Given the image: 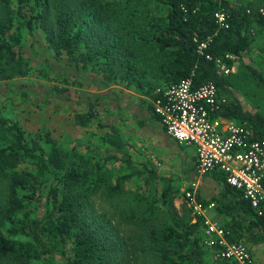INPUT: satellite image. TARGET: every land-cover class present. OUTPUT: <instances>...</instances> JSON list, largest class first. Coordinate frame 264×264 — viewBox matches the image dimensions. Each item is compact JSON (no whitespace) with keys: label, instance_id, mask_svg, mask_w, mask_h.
<instances>
[{"label":"trees","instance_id":"trees-1","mask_svg":"<svg viewBox=\"0 0 264 264\" xmlns=\"http://www.w3.org/2000/svg\"><path fill=\"white\" fill-rule=\"evenodd\" d=\"M147 2L162 8L164 15L159 18L145 10ZM216 12H222L224 25L217 23ZM252 26L264 29V0L245 4L236 0H0V81L33 70L24 50L25 40L31 37V42L42 45L45 62L47 56L62 58L65 65L80 71L93 61L102 85L119 81L147 96L148 117L163 131L151 104L157 93L139 58L148 54L156 58L151 77L165 85L184 78L193 86L213 82L219 95L225 92L226 103L211 115L246 126L250 138L258 139L264 132V116L242 108L215 63L218 59L230 66L228 55L241 57L248 49L247 32ZM246 69L258 86H264L261 72L251 66ZM38 71L46 75L44 68ZM61 81L75 84L74 78ZM51 89L60 94L66 88ZM93 96L99 101L100 95ZM94 104L88 100L83 111L74 112V123L87 126L97 119ZM95 125L104 129L101 138L110 150L92 159L76 150L63 151L47 132L25 136L17 121L0 117V264H30L48 255H57L61 264H203L201 217L192 221L185 202L173 206L172 187L148 163L129 170L133 167L126 150L129 145L114 124L97 120ZM108 161L118 162L126 171L109 181L102 170ZM19 163L34 165L35 173L17 168ZM45 174L55 181L48 187L40 216L18 218L27 203L40 201L36 184ZM134 177H141V190L132 191L122 208L111 213L94 209V198L114 199ZM163 179L166 183L157 189V181ZM212 179L219 186L214 207L221 215L226 240L263 242L264 212L257 214L242 191L225 183L220 173H212Z\"/></svg>","mask_w":264,"mask_h":264},{"label":"rangeland","instance_id":"rangeland-1","mask_svg":"<svg viewBox=\"0 0 264 264\" xmlns=\"http://www.w3.org/2000/svg\"><path fill=\"white\" fill-rule=\"evenodd\" d=\"M245 4L247 1L236 0ZM144 9L154 16L162 17L164 10L147 2ZM250 43L248 49L241 57L231 56L232 63L227 66L220 60L216 63L217 69L229 81V90L232 97L238 99L244 110L256 111L264 116V86H258L246 67L251 66L264 75V29L257 26L249 27L247 32ZM31 37L25 40V55L29 56L33 70L24 76H14L0 81V117L15 120L24 131L25 136H33L47 132L63 150H76L96 159L109 153V148L102 140L103 130L95 125L99 120L105 124H114L123 141L129 146L126 148L132 160L131 169H140L142 163L152 166L160 178L167 179L172 187V204L178 208L182 202L188 206L181 194L193 175V148L184 143H176L169 138L158 125L148 117L146 102H150L147 96L124 86L119 81L102 85L96 66L90 61L85 69L75 70L72 66L65 65L62 58H50L47 62L42 55L40 43L31 42ZM148 54L139 57L142 59L148 78L155 88L165 86V82L158 77H151V68L156 63V58ZM44 68L46 75L38 70ZM74 78L75 84H65L61 79ZM65 87L60 94H54L52 86ZM220 92V91H219ZM94 94L100 95L99 101ZM221 95L225 92H220ZM226 95V94H225ZM88 100H92L98 110V118L87 126H78L73 121V113L83 111ZM40 142L43 143L41 137ZM17 168H23L35 173L34 165L19 163ZM109 181L117 173L125 172L116 161H108L103 167ZM206 177V178H205ZM199 183V198H214L219 186L207 176ZM39 183L36 190L40 201L27 203L17 217L22 218L40 216L44 208V199L50 183H54L55 177L45 174L38 177ZM141 177H134L124 183V192L114 199L108 200L104 196L94 198L93 207L99 212L111 213L113 209L122 208L124 200L130 197L132 191L140 189ZM3 178V183L5 182ZM166 180H158L157 189H160ZM201 190V191H200ZM27 190H24L26 192ZM145 191V190H144ZM202 201V200H201ZM117 203V204H115ZM189 207V206H188ZM190 208V207H189ZM192 221L198 216L192 213ZM216 221L221 224V219ZM200 241L202 244V221L200 227ZM203 246V245H202ZM204 248L203 264H222L214 259L211 252ZM251 254V252H250ZM253 264H264L254 254H251ZM30 264H61L57 255H48Z\"/></svg>","mask_w":264,"mask_h":264},{"label":"built area","instance_id":"built-area-1","mask_svg":"<svg viewBox=\"0 0 264 264\" xmlns=\"http://www.w3.org/2000/svg\"><path fill=\"white\" fill-rule=\"evenodd\" d=\"M214 16L219 25L225 24L222 12ZM204 46L205 41L198 45ZM155 92L157 96L151 104L163 132L176 143L193 148L192 179L181 194L192 213L201 217L202 245L214 259L229 264H253L247 244L241 240L227 241L222 225L205 217V211L213 208L214 202H201L197 190L204 176L220 173L225 183L242 191L257 214L264 212V132L252 139L246 126L212 116L226 100L211 81L193 86L189 78H184L157 87Z\"/></svg>","mask_w":264,"mask_h":264},{"label":"crops","instance_id":"crops-1","mask_svg":"<svg viewBox=\"0 0 264 264\" xmlns=\"http://www.w3.org/2000/svg\"><path fill=\"white\" fill-rule=\"evenodd\" d=\"M206 176L211 181H214V179H212V174L206 175ZM199 188L197 190L198 193H200L199 192ZM199 199H201L202 201H205V202H214L215 201L214 198H199ZM204 215H205L206 218H211V219H214V220H216L215 217L217 219H221V215L216 211L215 207H213L211 209H207L205 211ZM247 245H248V248H249L251 254H254V256H256L259 260H261L264 263V241L260 242V243H256V244L247 243Z\"/></svg>","mask_w":264,"mask_h":264}]
</instances>
